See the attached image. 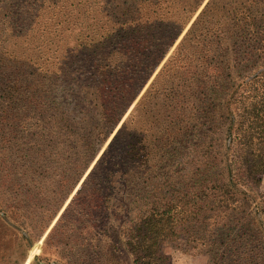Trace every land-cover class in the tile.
I'll list each match as a JSON object with an SVG mask.
<instances>
[{
  "label": "trees",
  "instance_id": "16d2710c",
  "mask_svg": "<svg viewBox=\"0 0 264 264\" xmlns=\"http://www.w3.org/2000/svg\"><path fill=\"white\" fill-rule=\"evenodd\" d=\"M62 1L0 0V229L45 232L161 65L43 248L87 264L77 249L104 237L101 264H169L183 242L262 264L236 187L264 178V0H207L168 56L205 0H78L68 14Z\"/></svg>",
  "mask_w": 264,
  "mask_h": 264
},
{
  "label": "rangeland",
  "instance_id": "374dc122",
  "mask_svg": "<svg viewBox=\"0 0 264 264\" xmlns=\"http://www.w3.org/2000/svg\"><path fill=\"white\" fill-rule=\"evenodd\" d=\"M206 1L207 0H205L203 2L202 6L199 8L197 13L192 17V19L189 21V23L185 26L181 35L176 40L175 44L173 45L171 50L168 52L167 56L171 53L172 49L180 41V39L182 38V36L186 32V30L189 28V26L192 23V21L194 20L195 16L202 9V7L206 3ZM62 2L63 3L66 2L64 4V13L68 14V11L70 9V4L72 3L73 5H75L76 3H78V0H64ZM58 11L59 10H55V9L50 8L47 11H45V13L50 15V14L56 13ZM95 11H96V6H93L92 15H89L88 18H92L93 16H95V18H98L99 15H97ZM79 13H80L81 19H84L86 21L87 15H86L85 11L82 10V11H79ZM74 14H76V13H74ZM76 17H79V14L76 15ZM52 42L54 43V46H55L56 39H52ZM64 44L65 45H72L73 44L72 38L65 39V41L63 42L62 45H64ZM160 66L161 65H159L157 67V69L155 70V72L153 73L151 78L147 81V83L145 84V86L141 90V92L138 95V97L136 98V100L130 105V107L124 113V115L122 116L118 125L115 127L112 134L107 138V140L105 141V143L101 147V150L97 154V157L95 158V160L100 156L102 151L105 149L106 145L109 143L110 139L113 137V135L117 131V129L126 120L129 113L133 109L135 103L139 100L140 96L144 93L145 89L149 86L150 82L152 81V79L154 78L156 73L158 72ZM220 101L221 102L223 101L222 96L217 97L216 103H218ZM222 151H224V150L222 149L221 152ZM95 160L88 166V168L86 169V171L83 175V178L89 172V170L93 166ZM220 173H222V174L224 173L222 170V164H220L217 167L209 166L200 172V174H203L206 178H208V177L220 178ZM83 178L81 180H83ZM76 187H75V189H76ZM75 189H74V191H75ZM236 189H237V193H238L239 198L242 200L241 203L243 205L242 208L239 209V212L241 213L240 215H242L243 217L246 218L241 231L248 233L247 235H244V236H250V234L255 233V237L259 239L258 240L259 241L258 242L259 247H258V249H256L254 251V253L257 254L258 259H263L262 264H264V178L261 180L259 187L256 189H251L248 187L246 188V187H243L241 185H238L236 187ZM74 191L69 195L66 203L60 209V211L57 213L56 217L53 219V221L51 222L49 227L45 230V232L42 235H39L40 237H38V238H35V237L39 234V231H40L39 226L35 230L30 231V236H29V233H27L26 229H23L21 226L14 223L10 218L9 219L7 218V222L5 221V219H3L2 221H4L6 224L3 222V224H5L4 225L5 228L0 229V248L2 247L5 250V252H4V254H2L0 251V256L3 255L1 260H0V264H26L27 262L29 264V263H32L34 258H39V259L43 258V260L46 264H53L56 262H58L57 264H62L61 262L57 261V258L54 257V256H56V254L55 255L53 254L51 248H48V249L43 248V241L45 239L46 234L48 233L50 228L53 226L55 220L57 219L59 214L62 212L65 205L68 203L69 199L72 197ZM1 214H2V212L0 211V218H2ZM114 225H116V222ZM103 231L105 232V237H106V235H112V230L109 229L108 225H105V223L104 224L101 223V225L100 224L97 225V228H95L93 230V233L99 232V235L102 236ZM231 235L234 236L235 233H233ZM20 236L25 238V242H24L25 244L23 242H20V240H19ZM244 236H241L240 238H238L236 240L237 241L240 240V243L243 244V242H245V241H243ZM89 237L90 236L86 237V239L89 240L88 239ZM237 237H239V234ZM103 238L104 237L100 238L101 243L98 241H91L90 243H87L90 245H85L84 248L80 249V252H79V249H77L78 253L74 258H79V256H81L85 259H88L87 264H101V262L100 261L98 262L97 259H101V257H99V256L102 254L100 249L102 246L101 244H102ZM86 239L83 240L82 243L88 242ZM182 243L183 242H180V244H170L169 246H167L164 249L165 253L170 256L169 264H218V263L224 264V263H221L222 260H220V259L215 260V258L211 255L210 252L204 251L201 249L192 250L191 248H186ZM219 243H221V242H219ZM250 243H251V241H250ZM34 247H37V250H36V252H34L33 255H31V251ZM222 248H224V245L219 246L218 251L220 252ZM82 251H84V252H82ZM241 251H243V250H241ZM67 253H68V251H67ZM67 253L64 252L65 255H67Z\"/></svg>",
  "mask_w": 264,
  "mask_h": 264
},
{
  "label": "water",
  "instance_id": "95a60500",
  "mask_svg": "<svg viewBox=\"0 0 264 264\" xmlns=\"http://www.w3.org/2000/svg\"><path fill=\"white\" fill-rule=\"evenodd\" d=\"M81 182H82V180L80 181V183H79L78 186L76 187L75 191L77 190V188L79 187V185L81 184ZM75 191H74V193H75ZM74 193H73V194H74ZM1 216H2V214H1ZM4 219H5V221L7 222V219H6V218H4ZM36 250H37V247H34V248L32 249V251H31V255H33L34 252H36ZM26 264H28V262H27Z\"/></svg>",
  "mask_w": 264,
  "mask_h": 264
}]
</instances>
